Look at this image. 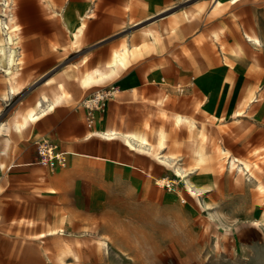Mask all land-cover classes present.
<instances>
[{"label":"rangeland","instance_id":"obj_1","mask_svg":"<svg viewBox=\"0 0 264 264\" xmlns=\"http://www.w3.org/2000/svg\"><path fill=\"white\" fill-rule=\"evenodd\" d=\"M11 2L0 0V18L11 13L5 9ZM48 3L14 0L17 67L27 86L9 97L0 63V122L59 92L65 80L60 105L80 108L88 129L143 132L151 142L163 130L171 163L121 138L99 136L89 150L109 158L70 151L54 169L36 161L24 197L9 206L0 200V264H264V191L258 187L264 184V0ZM88 12L95 16L87 20L86 42L73 48V32ZM124 46L133 53L130 69L145 68L147 83L161 89L145 98L135 91L134 106L122 116L116 105L108 110L115 79L84 89L76 77L105 66ZM97 94L104 99L94 100ZM174 115L195 127L177 126ZM27 135L13 131L12 144ZM1 147L5 151L3 137ZM229 156L250 172H232ZM180 166L202 195L187 189ZM254 220L263 225L253 226Z\"/></svg>","mask_w":264,"mask_h":264},{"label":"bare ground","instance_id":"obj_2","mask_svg":"<svg viewBox=\"0 0 264 264\" xmlns=\"http://www.w3.org/2000/svg\"><path fill=\"white\" fill-rule=\"evenodd\" d=\"M4 1L5 3L8 2V0ZM10 1H12L11 5H5V9H9L11 13L7 14L6 12H4L3 17L7 18H0V32L5 34V37L0 39V63H5L6 65V69L4 68V71L8 76L9 80L7 95L9 97H16L19 96L25 90L27 84L22 79V72L20 68L17 67L19 64L18 60L20 54V46L17 40L19 37L18 31L20 28L18 24V17L15 12L16 5L14 4V0ZM237 1L240 0H231L232 3H236ZM42 2L45 4V6L49 4L48 0H42ZM94 16L95 14L93 12H88L84 15L83 18H85V20L80 23L76 31L73 32V48H80V46L86 42V39L84 38V33L88 26L87 20L92 19ZM46 31L47 30H45V32ZM213 36L214 38H216V40L219 37L218 33H214ZM244 36L248 42H252L257 46H261V41L256 35L249 32H245ZM79 50L80 49H77V51ZM132 54L133 53L131 48L127 46H124L123 48L114 51L111 55V60L105 66H95L87 72L79 73V75L76 77L79 86L84 89H89L94 86L97 87L107 81H112L117 77L121 76L131 66L130 57L132 56ZM86 60L87 58L82 59L80 61V64L83 65ZM64 87L65 80H61L58 83V89L60 90L59 92L54 93L51 97L44 95L42 98L38 99L35 105L26 112H16L10 123L5 121L0 122V137H3L5 151L11 145L10 135L12 131L22 134L33 122L37 121L42 116L54 111L55 108L63 102L67 95L64 90ZM162 102V100H159L160 104ZM172 117L174 118V123L177 126L189 125L191 128L195 127V123L192 122L187 116L174 115ZM148 127L149 124H147V128ZM97 134L106 140H116L121 138L125 141V144L128 145L131 149L136 151H142L144 153L150 152L161 161L168 164L171 163L170 157L167 156L166 153H164V150L167 147V141L165 137V132L163 130L155 131V135L157 137L156 142H151L146 133L136 132L132 130L123 132L115 128H107L103 131L98 132ZM196 153L201 157L206 155L205 149H197ZM228 164L229 169L232 172L236 171L239 176L245 175L246 172H250L248 165L241 166L237 163V160L234 156L228 157ZM0 167L2 169H5L6 164L4 162H0ZM177 173L183 178L184 183L189 191L193 192L196 195L203 194V189L193 185L188 180L189 178L187 179V170L183 166L177 168ZM258 187L259 189L264 191V184H259ZM252 223L255 227H261L263 225L262 220H254ZM44 235L45 234H40L38 236L43 237Z\"/></svg>","mask_w":264,"mask_h":264},{"label":"crops","instance_id":"obj_3","mask_svg":"<svg viewBox=\"0 0 264 264\" xmlns=\"http://www.w3.org/2000/svg\"><path fill=\"white\" fill-rule=\"evenodd\" d=\"M130 67L125 73L115 79L117 81L114 86L115 90L110 89L111 91L109 92L114 94V96L109 101L108 110L110 111V107L116 105L122 116L126 115L128 108L134 106L133 104L136 100H132V94L135 91L142 93L145 98L161 89L159 86H152L147 83L148 74L144 71L145 68L141 70L139 65L131 69ZM116 94H120V97H115ZM75 115H80V118L77 123L73 124L72 119ZM81 115L85 116V113H81L80 108L71 107L70 105H59L54 111L33 122L22 133L27 135V132H29V135L21 137L14 144H12L10 135V147L4 152L2 147L0 148V162L6 164L5 169L0 167V200L3 201L5 206L17 204L16 200L24 197L21 190L30 184L32 166L36 165L38 159L35 145L39 140H48L56 143L60 151L68 154L72 151V153L98 158L110 157L104 152H92L89 150V147L94 144L93 138L99 136L97 133L104 129L94 130L96 125L92 129H88Z\"/></svg>","mask_w":264,"mask_h":264},{"label":"built area","instance_id":"obj_4","mask_svg":"<svg viewBox=\"0 0 264 264\" xmlns=\"http://www.w3.org/2000/svg\"><path fill=\"white\" fill-rule=\"evenodd\" d=\"M109 93V92H108ZM104 96L102 97L101 94L95 95L94 100H103ZM91 100L90 102H92ZM89 102V101H88ZM102 106H104V103H102ZM88 123L89 126H92L94 121V115L92 113H89L88 115ZM37 163L41 164L45 167H48L50 169H54L57 166L65 165L67 161V152H63L59 150V147L56 143H53L48 140H42L37 142Z\"/></svg>","mask_w":264,"mask_h":264}]
</instances>
